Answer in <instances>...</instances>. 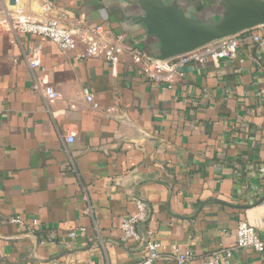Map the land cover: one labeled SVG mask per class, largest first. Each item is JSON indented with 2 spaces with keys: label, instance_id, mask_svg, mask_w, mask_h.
I'll use <instances>...</instances> for the list:
<instances>
[{
  "label": "crops",
  "instance_id": "crops-1",
  "mask_svg": "<svg viewBox=\"0 0 264 264\" xmlns=\"http://www.w3.org/2000/svg\"><path fill=\"white\" fill-rule=\"evenodd\" d=\"M50 1L67 23L98 25L154 54L127 0ZM186 1L187 12L214 4ZM40 17L39 0H0V264H137L146 239L165 245L153 264H177L185 250L187 264H202L233 247L239 221L263 234L264 53L243 44L234 59L186 64L156 83L128 51L113 69L76 58L80 46L63 52L9 26ZM37 47L32 68L26 56ZM34 83L52 85L57 97ZM136 199L147 217L139 239L123 238L120 223ZM227 264L264 260L235 249Z\"/></svg>",
  "mask_w": 264,
  "mask_h": 264
},
{
  "label": "built area",
  "instance_id": "built-area-1",
  "mask_svg": "<svg viewBox=\"0 0 264 264\" xmlns=\"http://www.w3.org/2000/svg\"><path fill=\"white\" fill-rule=\"evenodd\" d=\"M40 19L16 18L9 21L11 29L22 33L40 35L48 38L57 45L60 51H75L76 58H96L104 61L113 69L119 62L121 55L128 51L133 63L139 66L140 71L148 81L168 83L181 67L186 64H199L204 66L208 60L217 62L219 60H231L237 57L238 49L243 44H250L264 53V31L260 27L252 28L232 36H228L206 44L191 52L175 56L166 61H154L152 56L130 48L125 42L123 35L118 34L113 38H108L102 32L100 26L89 25L81 20L74 23H67L64 14H55L54 5L50 0H39ZM6 19L11 16L3 12ZM40 49L34 48L32 54L26 56L30 67L36 68L40 65ZM33 91L48 99L57 97V92L50 84L34 83ZM83 96L92 107H97L93 103L92 94L86 88L82 89ZM67 141H72V137H67ZM136 212L124 217L120 223L123 238L139 239V227L147 217V207L143 200L136 199ZM13 222L21 223V219L14 217ZM38 224L37 220H32L30 225ZM80 231L83 229H79ZM75 235V230L69 233ZM235 242L232 248L218 249L205 256L202 264H227L228 257L235 249H251L260 254L264 260V230L259 235L253 225L247 221H239L236 225ZM165 250V245L157 240L146 239L143 257L137 264H153L160 257V253ZM193 254L185 250L174 255L177 264H187Z\"/></svg>",
  "mask_w": 264,
  "mask_h": 264
},
{
  "label": "water",
  "instance_id": "water-1",
  "mask_svg": "<svg viewBox=\"0 0 264 264\" xmlns=\"http://www.w3.org/2000/svg\"><path fill=\"white\" fill-rule=\"evenodd\" d=\"M134 19L154 45V61H166L206 44L260 27L264 0H213V7L187 12L186 0H127Z\"/></svg>",
  "mask_w": 264,
  "mask_h": 264
}]
</instances>
